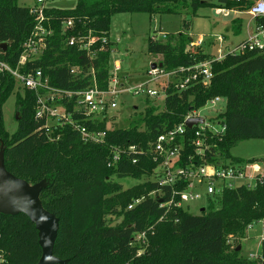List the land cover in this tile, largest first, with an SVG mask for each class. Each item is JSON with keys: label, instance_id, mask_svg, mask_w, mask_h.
<instances>
[{"label": "trees", "instance_id": "16d2710c", "mask_svg": "<svg viewBox=\"0 0 264 264\" xmlns=\"http://www.w3.org/2000/svg\"><path fill=\"white\" fill-rule=\"evenodd\" d=\"M254 1L76 0L73 10L45 8V26L53 31L52 36L42 57L24 70H41L54 88L80 91L89 86L92 69L98 87L106 89L110 72L108 43L97 42L95 54L89 58L67 44L70 37L86 36L90 31L96 37L108 38L111 18L117 14H179L177 7H188L194 15L198 9L217 7L247 12ZM18 2L0 0V45H7L0 60L12 67L17 65L22 47L36 26L31 9ZM68 21L74 23V28L64 33L63 24ZM231 28L236 35L241 34L242 20H234ZM184 29H188L187 22ZM190 41L183 32L168 34L165 40L151 37L147 51L162 57L160 64L165 71L210 60V55L199 48L187 50ZM73 68L82 73L72 74ZM211 68L214 76L208 87L194 86L178 92L171 86L166 90L162 111L147 100L144 115L129 127L108 130L104 122H85L74 115L73 119L89 131L105 133L99 143L84 141L70 124L48 130L45 120L35 119L37 95L30 90H23V95L17 93V128L9 134L2 107L16 82L10 74H0V149L4 150L5 169L31 185L48 182L40 191V200L58 220L55 257L65 264H264V241L259 257L252 262L236 248L228 251V237L244 240L254 223L264 224V183L254 189H225L216 201L220 207L210 201L209 207L195 216L174 204L161 207V203L170 202V187L160 188L148 180L125 191L118 182L151 179L157 167L152 153L133 154L128 152L129 147L147 150L157 136L180 126L191 111L204 108L217 97L226 100L225 111L218 116L226 130L207 141L210 151L205 159L213 164L252 162L233 158L230 150L242 141L264 140V51L229 55L211 62ZM68 109L71 111L72 106ZM193 138L194 129L188 130L180 166L190 157L202 162L189 145ZM115 149L120 159L109 167ZM183 188L181 185L178 190ZM130 205L132 209H128ZM108 217L121 221L113 225ZM138 236L142 239L137 240ZM41 256L34 223L24 214L0 212V264H38Z\"/></svg>", "mask_w": 264, "mask_h": 264}, {"label": "built area", "instance_id": "2783aa9c", "mask_svg": "<svg viewBox=\"0 0 264 264\" xmlns=\"http://www.w3.org/2000/svg\"><path fill=\"white\" fill-rule=\"evenodd\" d=\"M46 1L37 0L38 4L30 8L35 17L36 26L24 43L15 67L0 60V74H10L23 90L36 93L35 119L45 120L48 130L61 124H70L79 131L84 141L99 143L103 140L105 133L89 131L84 125L78 124L73 119L74 115L83 117L85 122L95 124L108 119L109 112L118 109L117 97L127 92L142 95L147 99H163L165 101L166 90L171 86H174L178 92L189 90L194 86L208 87L214 76L211 62L222 61L229 55L264 51V0H255L247 11V14L254 21L253 28H251L252 24L248 25L247 37L238 44L228 45L223 37L218 35L199 36L196 40L190 41L188 46L193 49L190 51H194L196 48L212 50V53L209 54L211 58L208 61L187 67L182 66L171 71L163 70L160 65L156 66L148 73L151 77L150 82L131 89L125 88L122 83L118 82L120 67L116 64L114 70L109 72L106 89L98 87L94 71L91 69V81L86 89L80 91L61 90L51 86L48 78L43 76L41 70H24L31 62L42 57L47 48V40L52 36L53 31L45 26L47 22L44 16ZM215 11L218 15L227 12L223 8H217ZM73 28L74 23L68 21L63 24L62 31L65 33V31ZM165 39L166 35L163 34L159 37H153L155 41ZM97 42L107 44L108 38L96 37L89 31L86 36L70 37L67 44L77 47L79 51L85 52L87 57L92 58L95 54L93 47ZM2 53L4 52L0 49V56ZM71 73L79 74L82 73V70L73 68ZM158 79L163 80L162 89H148L149 83H154ZM223 100L225 99L220 97L214 98L205 107L215 106ZM69 105L72 106L71 111L68 109ZM199 110L191 111L180 126L157 136L147 150L136 146L128 148V152L133 154L152 153L154 155L157 167L150 180L157 183L160 188L170 187L172 189L170 202L161 203V207H169L174 204L177 208L186 209L191 202L199 201L204 196L208 198L209 202H215L225 189H236L242 186L254 189L258 183H264V174L253 173L251 171L253 167L250 163L220 162L213 164L207 162L205 155L210 151V145L207 141L223 135L226 128L218 120V117L206 119L202 123L188 128L186 126L188 119H202ZM222 112L219 110L217 115L219 116ZM193 129L194 138L189 145L194 148L202 162L197 163L193 161L194 157H190L187 164L180 166L183 152L188 144L187 131ZM113 152L112 160L108 164L109 167L115 166L120 159L119 150L115 149ZM135 163L136 159L133 160V164ZM181 185L184 188L178 190ZM201 189L202 193L199 191ZM176 198H178L177 202L173 203ZM132 208L133 205L128 207V209ZM261 225L264 229L263 222ZM138 237L139 240L142 239V236ZM262 241H264V236L261 238Z\"/></svg>", "mask_w": 264, "mask_h": 264}, {"label": "rangeland", "instance_id": "374dc122", "mask_svg": "<svg viewBox=\"0 0 264 264\" xmlns=\"http://www.w3.org/2000/svg\"><path fill=\"white\" fill-rule=\"evenodd\" d=\"M37 0H19L22 7L33 8L38 3ZM46 8H58L62 10H73L76 7V0H47ZM217 8H201L193 14L188 7H177L179 14H161L151 16L145 13H124L117 14L111 18L110 31L108 35V46L110 50L109 70L113 71L116 64L119 65L118 82L125 88L131 89L150 82L149 71L152 65L159 66L161 58L158 55H150L147 51V41L152 36L168 34H179L181 32L187 38L196 39L199 35H218L226 39L230 45H236L248 35V25L254 21L247 12H223L216 14ZM242 20V32L236 35L232 31L233 21ZM188 23V29H184V23ZM190 44V43H189ZM187 50H193L187 46ZM206 54H211L212 50L202 49ZM214 51V50H213ZM163 80L158 79L154 83H149L148 89H162ZM17 93L23 95V88L15 84L12 95L2 107L3 123L6 131L12 134L16 131V101ZM149 105L157 107L160 112L164 109L163 99H147L142 95H134L127 92L117 97L118 109L109 112L108 119L103 122L108 129L126 128L144 115L146 107ZM226 100L215 106H207L199 110L203 121L218 117L219 110L225 111ZM233 158L244 161H252L253 173L264 174V140H246L239 142L230 150ZM254 160V161H253ZM150 179H125L118 180L123 189L131 190L143 185ZM202 193V189L199 190ZM22 200L18 189L4 182L0 176V210L7 211L12 205L18 204ZM216 208L220 207L219 202H214ZM209 207V200L206 196L199 201L191 202L185 210L191 215L198 216L202 209ZM208 211V210H207ZM112 218L113 225L118 224L121 219ZM264 236V229L261 223H254L246 232L244 240L238 237H228L229 250L240 247L241 256L248 261L256 260L261 253V238ZM139 240V237H137ZM238 251V250H237Z\"/></svg>", "mask_w": 264, "mask_h": 264}, {"label": "water", "instance_id": "95a60500", "mask_svg": "<svg viewBox=\"0 0 264 264\" xmlns=\"http://www.w3.org/2000/svg\"><path fill=\"white\" fill-rule=\"evenodd\" d=\"M0 49L5 51L7 49L6 44H1ZM156 65H152L151 69H155ZM162 68V65H160ZM203 119H188L186 126L192 128V126L202 123ZM0 176L4 182H8L18 189L19 194L22 196V200L18 204L12 205L7 211H1L6 215H26L32 223H34L36 230L39 233L40 245L42 247V256L38 264H65L54 256V247L58 235V220L48 212L40 200V191L47 187L48 182L46 180L31 185L23 179H18L10 174L4 165V150L0 149ZM203 211V210H202ZM240 250V247L237 249Z\"/></svg>", "mask_w": 264, "mask_h": 264}, {"label": "crops", "instance_id": "0c3cea01", "mask_svg": "<svg viewBox=\"0 0 264 264\" xmlns=\"http://www.w3.org/2000/svg\"><path fill=\"white\" fill-rule=\"evenodd\" d=\"M217 8H219V7H217ZM227 12H233V11H229V10H227ZM237 13H238V12H237ZM210 35H211V34H210ZM154 36H155V35H154ZM154 36H152V37H154ZM199 36H203V35H199ZM199 36H198V37H199ZM206 36H207V35H206ZM214 36H216V35H214ZM198 37H197V38H198ZM197 38H196V39H197ZM196 39H195V40H196ZM191 40H194V39H191ZM224 40L226 41L225 38H224ZM243 40H244V39H243ZM227 44H228V43H227ZM228 45H230V44H228ZM201 50H202V49H201ZM159 57L162 58L161 56H159ZM161 60H162V59H161ZM160 65H161V64H160Z\"/></svg>", "mask_w": 264, "mask_h": 264}]
</instances>
